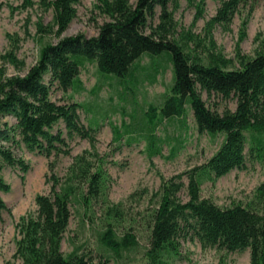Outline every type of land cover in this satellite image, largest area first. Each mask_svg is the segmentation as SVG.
Returning a JSON list of instances; mask_svg holds the SVG:
<instances>
[{
  "label": "trees",
  "instance_id": "1",
  "mask_svg": "<svg viewBox=\"0 0 264 264\" xmlns=\"http://www.w3.org/2000/svg\"><path fill=\"white\" fill-rule=\"evenodd\" d=\"M196 1L189 0L197 7L195 20L205 11V0ZM249 1L220 0L215 14L207 21L206 37H202L191 28H179L175 10L180 7V0H137L135 4L130 0H98L96 6L110 17L101 24L98 34L88 36L79 32L45 44L39 59L25 74L6 75L5 69H0V189L9 191L11 188L2 174L5 164L18 165L24 172L30 167L23 157L15 154V144L24 142L29 149L47 156L70 152L60 122H64L69 134L88 138L95 146L96 128L82 121L81 102L53 99L54 83L65 90L72 87L78 82L86 61L96 62L102 74L114 73L122 82L131 72L133 62L144 53L169 51L173 79L159 106V114L185 121L189 106L199 131L211 135L222 133L223 139L203 163L162 178L154 193L157 203L149 213L150 246L146 264H167L170 257L180 253V238L189 234L197 236L203 246H218L229 251L250 248V264H264V182L246 204H219L203 196L201 187L206 178H217L233 168L244 167L248 156L264 161V41L254 55L242 52L240 47L254 7L243 20L235 57H228L219 49L212 31L216 24L230 25L242 4ZM79 2L21 0L12 10L33 7L36 3L42 11L52 8V21L44 24L39 20L38 31L60 36L76 17ZM158 6L159 21L152 23L150 18L157 16ZM12 44L13 48L4 57L17 67H23L25 61L16 52L18 43ZM203 90L209 95L217 93L223 98H236V108L226 107L220 111L210 107L202 95ZM7 115L13 116L15 121L3 120ZM146 126L150 154L160 153L162 139L155 132L157 123L148 121ZM114 130L117 137L123 136L117 126ZM94 153L99 155L97 151ZM101 160L98 157L96 164L79 155L71 175L65 180L56 177L50 192L36 195V212L24 214L16 222L19 237L15 255L21 259V264H97L78 248L68 254L62 249L74 201L86 206H92L93 201L106 203L102 240L107 246L118 252L121 247L138 242L131 230L121 236L118 234L114 219L121 208L109 202L107 170ZM184 175L188 177L187 185ZM184 186L187 187L186 200L180 195ZM3 210L11 209L0 195V222L4 220ZM107 260L101 264H108Z\"/></svg>",
  "mask_w": 264,
  "mask_h": 264
},
{
  "label": "rangeland",
  "instance_id": "2",
  "mask_svg": "<svg viewBox=\"0 0 264 264\" xmlns=\"http://www.w3.org/2000/svg\"><path fill=\"white\" fill-rule=\"evenodd\" d=\"M98 0H80L76 4L77 15L60 35L38 31L37 22L48 24L53 19V10L42 11L36 3L26 9L12 6L21 0H0V69L6 75L25 74L40 56L42 47L49 42H57L70 34L83 32L88 36L99 33L100 26L110 17L96 6ZM134 4L137 0H130ZM199 1V0H197ZM196 1V2H197ZM220 0H205L204 15L195 20L197 7L189 0H180L175 10V18L180 29H189L206 37L207 21L215 14ZM250 14L246 26V37L240 41L243 20ZM157 16L150 22L159 21ZM147 32L150 28L146 29ZM213 35L219 49L228 57H235L238 42L242 52L254 55L264 41V0H250L242 4L233 22L228 26L216 24ZM10 37H13L10 39ZM17 42V55L25 65L17 67L4 54ZM171 53H144L133 62L131 72L119 81L114 73L102 74L96 62L86 61L81 67L79 80L72 87L63 89L57 83L51 87V97L64 102H81L79 109L83 122L96 128L95 146L88 138L77 133L69 134L64 122L63 128L68 141L69 153L60 152L47 156L38 150H31L24 142L13 146L17 156L23 157L30 165L24 172L18 165L5 164L2 174L11 185L9 191L0 189L9 210H3L4 220L0 222V264H21L15 255L19 237L16 222L24 214H34L37 209L36 195L51 191V184L58 177L65 180L72 173L79 155L101 164L107 170L108 197L111 204H117L120 214L115 220L118 234L127 230L136 234L137 243L130 247L115 249L104 244L106 216L102 201H93L92 206L81 202L72 203V216L62 240L65 254L74 248L89 254L95 263L101 264H146L147 249L150 246V211L156 205L155 192L163 177L189 169L206 161L220 146L223 134L211 135L198 129L193 110L188 106L185 121L179 117L164 118L159 114V106L164 100L173 79ZM157 69V70H156ZM49 73L45 80H49ZM207 104L223 111L226 107L235 109L234 97L223 98L217 93L209 95L202 91ZM10 123L11 115L3 118ZM156 122L155 132L160 141L161 152L150 154L148 148L149 131L147 122ZM117 126L123 132L121 138L114 130ZM56 129V127H55ZM100 155H96L94 152ZM23 175V176H22ZM187 185L188 177L183 176ZM264 182V161L248 156L244 167L233 168L228 173L213 179L203 180L202 195L213 198L222 205L236 202L248 203L255 197L257 187ZM183 199H188L187 187L180 191ZM179 254L169 258L167 264H250V248L229 251L218 246H203L193 234L180 238Z\"/></svg>",
  "mask_w": 264,
  "mask_h": 264
}]
</instances>
